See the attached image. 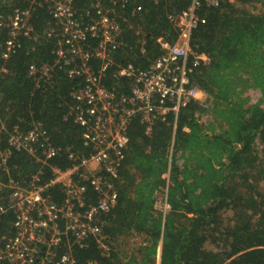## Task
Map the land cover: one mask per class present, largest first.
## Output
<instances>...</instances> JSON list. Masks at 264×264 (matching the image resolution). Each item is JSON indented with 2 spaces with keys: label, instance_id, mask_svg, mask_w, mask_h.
Masks as SVG:
<instances>
[{
  "label": "trees",
  "instance_id": "1",
  "mask_svg": "<svg viewBox=\"0 0 264 264\" xmlns=\"http://www.w3.org/2000/svg\"><path fill=\"white\" fill-rule=\"evenodd\" d=\"M34 1L0 0V16L16 6L31 7L34 27L32 37L22 38L18 52L4 60L8 29L0 25V129L5 124L0 135L6 144L16 124L27 129L31 121H42L61 147L58 156L42 165L25 152H14L10 165L17 178L42 170V182H49L51 167L67 168L69 151L82 152L84 146L82 129L70 115L76 82L57 69L54 84L45 89L28 74L32 63H53L56 45L50 9ZM96 1L74 3L88 9ZM137 4L140 12L133 11ZM186 6L183 0L129 1L122 10V44L105 80L111 89L128 93V80L113 74L129 63L149 67L163 52L159 38L177 41L171 18ZM202 15L206 22L194 28L191 45L208 61L192 68L190 77L207 93L209 108L191 101L179 111L176 125L171 114L149 134L134 120L115 178L118 203L103 214L110 252L104 255L89 239L85 247L75 246L77 264H264V0H220ZM251 91L261 93L258 101ZM49 192L63 201L59 186ZM89 193L96 202L91 188ZM224 209L233 212L228 223ZM14 218L12 212L1 217L0 236L13 233ZM134 236L142 242L132 248Z\"/></svg>",
  "mask_w": 264,
  "mask_h": 264
},
{
  "label": "built area",
  "instance_id": "2",
  "mask_svg": "<svg viewBox=\"0 0 264 264\" xmlns=\"http://www.w3.org/2000/svg\"><path fill=\"white\" fill-rule=\"evenodd\" d=\"M74 1H34L50 9L57 25L51 31L56 45L53 63H32L28 74L45 89L54 84L57 69L76 82L70 92V115L82 129L84 151H69L71 165L65 169L52 166L49 182H42V170L17 178L10 165L14 152H25L45 165L58 156L61 147L55 146L40 120L31 121L27 129L16 124L7 132L6 144L0 135L4 176L0 178V221L8 212L15 216L13 233L0 236V262L7 264H77L75 246L85 247L89 239L108 255L110 237L105 232L103 214L118 203L115 178L127 156L134 120L139 119L149 134L171 114L175 115L176 125L179 111L191 101L209 108L207 93L190 77L192 68L208 58L194 50L191 37L194 28L206 22L202 12L218 6L220 0H183L186 8L171 18L178 28L177 41L159 38L163 52L149 67L129 63L115 72L117 80H128V93L120 94L105 80L122 44V10L131 0H111L110 7L98 0L88 9H79ZM31 10L16 6L11 13L0 16V25L8 29L4 60L18 52L22 38L32 37ZM141 10L137 4L133 11ZM1 103L0 94V108ZM1 129L5 130L3 122ZM56 185L64 194L60 203L49 192ZM90 188L97 196L96 202L90 200ZM164 209H170L166 201Z\"/></svg>",
  "mask_w": 264,
  "mask_h": 264
},
{
  "label": "rangeland",
  "instance_id": "3",
  "mask_svg": "<svg viewBox=\"0 0 264 264\" xmlns=\"http://www.w3.org/2000/svg\"><path fill=\"white\" fill-rule=\"evenodd\" d=\"M251 95H252L253 101L255 102V101H258L260 99L261 93L259 91H251ZM261 188L264 191V181L261 182ZM159 206H160V202H159ZM232 216H233L232 210L224 209V211H223V218H224V221L226 223H228V221L230 219H232ZM141 242H142V239L139 236H134L132 238V241H131V243L133 244V245H131V247L133 248L134 244L139 245ZM159 255H160V252H159ZM159 255H158V258L160 259V256Z\"/></svg>",
  "mask_w": 264,
  "mask_h": 264
},
{
  "label": "water",
  "instance_id": "4",
  "mask_svg": "<svg viewBox=\"0 0 264 264\" xmlns=\"http://www.w3.org/2000/svg\"><path fill=\"white\" fill-rule=\"evenodd\" d=\"M160 254H161V249H160Z\"/></svg>",
  "mask_w": 264,
  "mask_h": 264
},
{
  "label": "clouds",
  "instance_id": "5",
  "mask_svg": "<svg viewBox=\"0 0 264 264\" xmlns=\"http://www.w3.org/2000/svg\"><path fill=\"white\" fill-rule=\"evenodd\" d=\"M51 31H52V29H51Z\"/></svg>",
  "mask_w": 264,
  "mask_h": 264
}]
</instances>
